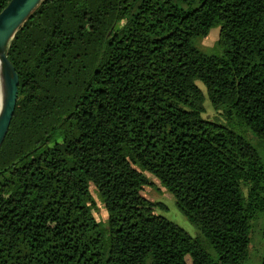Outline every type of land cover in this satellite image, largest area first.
I'll return each instance as SVG.
<instances>
[{
	"label": "trees",
	"instance_id": "16d2710c",
	"mask_svg": "<svg viewBox=\"0 0 264 264\" xmlns=\"http://www.w3.org/2000/svg\"><path fill=\"white\" fill-rule=\"evenodd\" d=\"M7 53L0 264H264V0H44Z\"/></svg>",
	"mask_w": 264,
	"mask_h": 264
},
{
	"label": "water",
	"instance_id": "95a60500",
	"mask_svg": "<svg viewBox=\"0 0 264 264\" xmlns=\"http://www.w3.org/2000/svg\"><path fill=\"white\" fill-rule=\"evenodd\" d=\"M44 0H10L0 12V148L15 113L19 75L8 58V48L17 32Z\"/></svg>",
	"mask_w": 264,
	"mask_h": 264
},
{
	"label": "rangeland",
	"instance_id": "374dc122",
	"mask_svg": "<svg viewBox=\"0 0 264 264\" xmlns=\"http://www.w3.org/2000/svg\"><path fill=\"white\" fill-rule=\"evenodd\" d=\"M220 36V27L213 28L207 37L200 40L198 42L199 48L203 50L206 53H210L214 50L216 47L217 41L219 40ZM201 87L202 85L199 84ZM205 89V87H202ZM205 92V90H204ZM0 93H1V83H0ZM217 112L212 108L211 104L208 100L205 102V118L208 119H215L217 116ZM221 120H223L221 118ZM253 144L258 147L255 141H252ZM152 182H154V185H151L149 187H146L144 189V196L152 200L157 204L156 206V212L167 219L173 221L178 226L183 228L189 235H191L192 238L196 239L200 236V232L197 230V228L190 223L188 218L178 209V207L175 204L174 198L171 194H169L167 191H165L163 188L160 187L159 181L154 178L153 176L148 175ZM93 194L96 197L95 190L93 189ZM98 204L100 205L99 200H97ZM105 211L101 209L100 205V218H105ZM260 227L261 224L259 221L254 222V228L252 230V255L254 254L255 257H259L261 249H262V242L260 240ZM258 250V251H257ZM257 254V256H256ZM247 264H258V259H250Z\"/></svg>",
	"mask_w": 264,
	"mask_h": 264
},
{
	"label": "bare ground",
	"instance_id": "6f19581e",
	"mask_svg": "<svg viewBox=\"0 0 264 264\" xmlns=\"http://www.w3.org/2000/svg\"><path fill=\"white\" fill-rule=\"evenodd\" d=\"M0 102H1V93H0Z\"/></svg>",
	"mask_w": 264,
	"mask_h": 264
}]
</instances>
